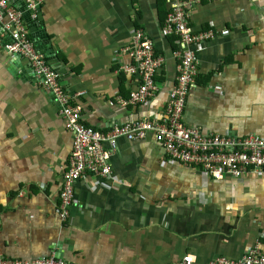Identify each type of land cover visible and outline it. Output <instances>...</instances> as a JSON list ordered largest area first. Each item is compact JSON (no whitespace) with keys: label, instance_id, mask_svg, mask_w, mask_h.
Listing matches in <instances>:
<instances>
[{"label":"crops","instance_id":"crops-1","mask_svg":"<svg viewBox=\"0 0 264 264\" xmlns=\"http://www.w3.org/2000/svg\"><path fill=\"white\" fill-rule=\"evenodd\" d=\"M167 0H42L30 37L59 73L81 120L101 132L114 124L160 121L175 83L174 37H162ZM192 32L229 34L193 46L198 75L183 112L205 134L264 138V0H199ZM141 29L164 66L158 92L128 100L137 78L124 49ZM219 89H216V88ZM108 148V145L105 144ZM72 149L58 106L24 59L0 50V259L58 255L77 264H196L264 253V175L217 182L170 161L152 134L119 137L111 176L74 185L69 215H58L62 174Z\"/></svg>","mask_w":264,"mask_h":264},{"label":"built area","instance_id":"built-area-1","mask_svg":"<svg viewBox=\"0 0 264 264\" xmlns=\"http://www.w3.org/2000/svg\"><path fill=\"white\" fill-rule=\"evenodd\" d=\"M170 4L160 35L174 37L177 49L175 83L169 91L167 106L160 121L139 120L114 124L107 132L86 126L81 109L73 102L74 95L61 82V77L48 63L30 37L29 27L38 23L42 0H0V50L24 59L39 86L50 94L58 106L65 128L72 134V149L62 174L58 215L65 220L73 204L74 185L85 176L109 178L110 158L119 137L127 140L144 139L152 134L170 161L190 169H198L217 182H230L248 174L264 175V138L205 134L183 122L186 99L198 75L199 61L193 46L211 41L218 33L212 29L192 32L188 23L189 8L199 0H167ZM152 39L141 29L133 33L124 52L129 64L120 69L135 76L138 84L128 100L117 99L122 105H141L155 96L159 84L156 77L164 66V57L154 51ZM216 89H219L218 87ZM108 145V148L105 147ZM0 264H77L58 255L29 260L1 258ZM173 264H196L191 254H185ZM207 264H264V253L252 248L239 259L218 257Z\"/></svg>","mask_w":264,"mask_h":264}]
</instances>
